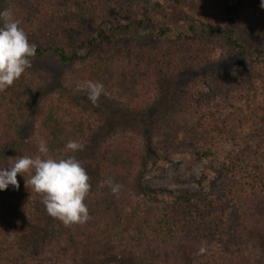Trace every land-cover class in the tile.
I'll return each mask as SVG.
<instances>
[{"label":"trees","instance_id":"trees-1","mask_svg":"<svg viewBox=\"0 0 264 264\" xmlns=\"http://www.w3.org/2000/svg\"><path fill=\"white\" fill-rule=\"evenodd\" d=\"M260 4L0 0V10L11 9L37 45L31 63L67 68L58 95L38 102L29 128L18 121L26 86L18 79L0 93V169L39 154L43 138L51 155H76L91 177L85 201L91 219L70 227L49 216L41 196L25 187L28 174L17 175L18 189L0 190V264H120L124 255L133 264H264ZM170 78L185 79L187 87L161 127L147 126L151 145L117 131L98 141L91 117L62 100L91 80L103 83V94L123 112L147 115L162 108ZM69 139L83 150L67 152ZM151 155L205 162L196 189L167 193L141 186L136 173L144 176ZM108 180L122 186L119 195Z\"/></svg>","mask_w":264,"mask_h":264},{"label":"clouds","instance_id":"clouds-1","mask_svg":"<svg viewBox=\"0 0 264 264\" xmlns=\"http://www.w3.org/2000/svg\"><path fill=\"white\" fill-rule=\"evenodd\" d=\"M260 7L264 8V0H261ZM36 50L37 45L30 43L28 34L20 27V21L14 18L12 10H0V93H4L31 67V58L35 57ZM86 91L88 101L98 106L104 84L89 80ZM83 148L84 145L75 139H69L65 145L69 153ZM38 153L16 157L7 167L0 169V190H6L9 185L18 189L17 175L28 174L25 187L41 196V203L49 216L66 227L87 223L91 217L85 201L91 191V177L82 162L74 154L51 155L43 138L38 143ZM106 183L114 195H119L120 184L112 180Z\"/></svg>","mask_w":264,"mask_h":264},{"label":"rangeland","instance_id":"rangeland-1","mask_svg":"<svg viewBox=\"0 0 264 264\" xmlns=\"http://www.w3.org/2000/svg\"><path fill=\"white\" fill-rule=\"evenodd\" d=\"M8 9V8H7ZM4 10V9H3ZM67 68L59 67L57 64L46 62L45 66H34L28 68L22 74L21 84L22 98L20 97V105L24 103L21 117L18 121L22 122L26 128L31 126V122L36 118L39 103H43L55 95H58L60 89V79L66 76ZM188 79V78H187ZM185 79L173 81L168 79L165 81L164 94L162 96V108L160 110L151 109L147 115H134L122 111L116 101L111 97L102 94L98 101V106H94L87 99V91L82 87H77L70 94H63V102L74 105L77 109L85 111L96 127L98 133L96 139L98 141L108 140L113 132L118 134H130L134 136L140 145L145 146L151 140L149 125H152L153 131L163 125L167 115L174 111V104L177 103L181 92L187 87ZM185 85V86H184ZM22 87L21 85H19ZM79 88V90H77ZM168 97L170 100H167ZM39 102V103H38ZM19 105V104H18ZM163 106H166L163 108ZM247 130L242 132L241 138H244ZM148 141V142H147ZM151 145V142H149ZM150 161L144 169V176L137 180L140 185L153 190L170 192L180 189L185 192H192L196 189V181L205 162L198 164L187 155H175L168 160H157L155 156H150ZM133 197L138 198V183H133ZM202 250L194 252V256H198ZM192 256V255H191ZM261 256V254L257 255ZM131 263L127 258L122 257L120 264Z\"/></svg>","mask_w":264,"mask_h":264}]
</instances>
